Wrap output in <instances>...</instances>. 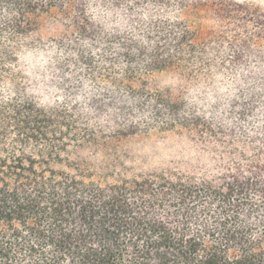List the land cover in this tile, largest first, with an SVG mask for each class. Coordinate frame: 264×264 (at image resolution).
<instances>
[{
  "label": "trees",
  "instance_id": "16d2710c",
  "mask_svg": "<svg viewBox=\"0 0 264 264\" xmlns=\"http://www.w3.org/2000/svg\"><path fill=\"white\" fill-rule=\"evenodd\" d=\"M0 264H264V13L0 0Z\"/></svg>",
  "mask_w": 264,
  "mask_h": 264
},
{
  "label": "rangeland",
  "instance_id": "374dc122",
  "mask_svg": "<svg viewBox=\"0 0 264 264\" xmlns=\"http://www.w3.org/2000/svg\"><path fill=\"white\" fill-rule=\"evenodd\" d=\"M238 2H246L258 8L264 13V0H234ZM128 154L132 157V163H128L130 167H150L153 163L161 159H168L174 155L175 146L169 141L159 138H149L147 140H131L126 143Z\"/></svg>",
  "mask_w": 264,
  "mask_h": 264
},
{
  "label": "clouds",
  "instance_id": "9594fccd",
  "mask_svg": "<svg viewBox=\"0 0 264 264\" xmlns=\"http://www.w3.org/2000/svg\"><path fill=\"white\" fill-rule=\"evenodd\" d=\"M216 79H217V81H219L221 79V77H217ZM220 91L223 92V91H225V89L224 88H221ZM209 99H211V98L209 97Z\"/></svg>",
  "mask_w": 264,
  "mask_h": 264
}]
</instances>
